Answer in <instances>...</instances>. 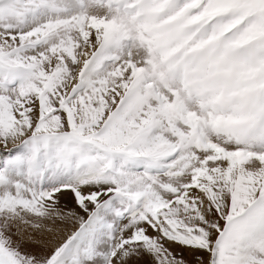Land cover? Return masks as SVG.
<instances>
[{"label":"snow or ice","instance_id":"obj_1","mask_svg":"<svg viewBox=\"0 0 264 264\" xmlns=\"http://www.w3.org/2000/svg\"><path fill=\"white\" fill-rule=\"evenodd\" d=\"M0 264H264V0H0Z\"/></svg>","mask_w":264,"mask_h":264}]
</instances>
